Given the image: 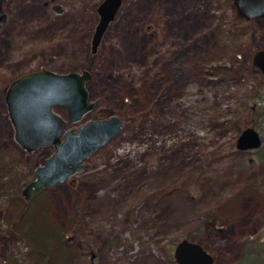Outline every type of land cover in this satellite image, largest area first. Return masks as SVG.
<instances>
[{
	"label": "rangeland",
	"instance_id": "1",
	"mask_svg": "<svg viewBox=\"0 0 264 264\" xmlns=\"http://www.w3.org/2000/svg\"><path fill=\"white\" fill-rule=\"evenodd\" d=\"M0 29V264H176L184 237L213 264L264 239V158L241 149L259 128L264 17L234 0H122L95 51L101 0H4ZM42 66L87 69L90 101L68 127L119 115L123 128L85 167L31 198L19 193L53 145L15 140L5 92ZM264 143V141H263Z\"/></svg>",
	"mask_w": 264,
	"mask_h": 264
},
{
	"label": "water",
	"instance_id": "2",
	"mask_svg": "<svg viewBox=\"0 0 264 264\" xmlns=\"http://www.w3.org/2000/svg\"><path fill=\"white\" fill-rule=\"evenodd\" d=\"M0 0V29L6 25L8 12ZM239 15L251 19L264 17V0H234ZM122 0H101L97 5L99 20L92 34L91 50L95 51L106 28L120 8ZM252 62L264 73V46L253 53ZM87 69L57 72L42 66L20 73L5 92L9 117L15 129V140L26 150L53 145L54 152L35 167L34 179L22 189L31 198L48 184L65 180L85 167L86 156L117 136L124 124L119 115L95 117L79 128L68 127L55 105H65L69 122L83 117L94 104L90 101ZM241 149H256L263 143L261 132L245 126L236 138ZM214 255L200 241L181 238L174 247L176 264H213Z\"/></svg>",
	"mask_w": 264,
	"mask_h": 264
},
{
	"label": "trees",
	"instance_id": "3",
	"mask_svg": "<svg viewBox=\"0 0 264 264\" xmlns=\"http://www.w3.org/2000/svg\"><path fill=\"white\" fill-rule=\"evenodd\" d=\"M255 108L259 113L260 122L258 123L259 128L264 132V93L255 99ZM264 141V133L261 134ZM255 150V153H259L261 158H264V143L258 146ZM22 190L19 189V193ZM244 250L240 257L236 260H233L229 264H264V239H253L248 242H245Z\"/></svg>",
	"mask_w": 264,
	"mask_h": 264
},
{
	"label": "flooded vegetation",
	"instance_id": "4",
	"mask_svg": "<svg viewBox=\"0 0 264 264\" xmlns=\"http://www.w3.org/2000/svg\"><path fill=\"white\" fill-rule=\"evenodd\" d=\"M99 14V13H98ZM263 73V72H262ZM264 74V73H263Z\"/></svg>",
	"mask_w": 264,
	"mask_h": 264
}]
</instances>
